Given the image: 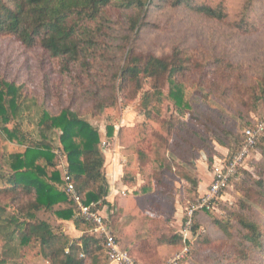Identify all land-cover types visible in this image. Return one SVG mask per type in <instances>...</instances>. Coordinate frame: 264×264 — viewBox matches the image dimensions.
<instances>
[{
    "label": "trees",
    "instance_id": "16d2710c",
    "mask_svg": "<svg viewBox=\"0 0 264 264\" xmlns=\"http://www.w3.org/2000/svg\"><path fill=\"white\" fill-rule=\"evenodd\" d=\"M154 2L0 0V38H13L27 50L39 49L48 58L52 73L61 76L58 82L56 79L51 82L53 89L49 88L50 78L46 76L42 93L30 90L27 84L17 85L0 76V142L6 141L16 147L9 153L0 148V166L5 168L0 174V264L25 263L31 257L42 258L48 264H109L102 240L89 233L91 225L79 216L76 205L60 187V157L53 139L56 131L67 156L72 182L84 204L112 209L108 224L113 230L112 220L117 209L107 200L109 186L103 139L86 115L96 116L106 108L117 106L121 99L125 101L141 95V107L147 120L157 121L161 118L162 89L166 84L176 110L183 114L193 109L189 102H184L183 82L190 74L201 70H204L202 82L209 85L210 90L217 92L224 86L222 94L225 97L234 98L239 94L246 106L250 102L255 105L264 102V72L253 81L246 75L242 63L231 64L224 57H214L203 63L177 47L162 57L140 52V33L147 25L149 7ZM253 2L248 0L243 19ZM167 3L177 9L191 10L210 22L223 23L228 19L221 4H195L192 0H168ZM220 73L224 74L221 82ZM147 86L150 88L146 90ZM249 127L253 126L243 128V139ZM106 130L107 138H112L114 127L107 126ZM228 134L234 137V143L242 142L237 134ZM224 147L229 151V160L235 148L229 144ZM260 147L264 156V139L257 146ZM138 154L142 161L148 159L145 152ZM185 164L194 168L191 162ZM176 167H182L175 174L179 173L178 176L191 186L195 203L199 199L198 178L183 172V166ZM172 168L165 163L160 166L161 171ZM150 178L148 181L152 183L142 190L154 194L157 180ZM123 181L128 182L126 175ZM161 184L159 179L158 185ZM253 184L257 190L247 189L245 196L251 199L255 193L260 201L257 205L264 209V180H256ZM241 206L253 208L244 201ZM205 213L200 212L201 215ZM54 218L59 220L57 224ZM236 220L249 245L244 249L251 254L264 252L260 223L242 215ZM64 221H72L83 235L69 238L62 230ZM216 226L228 232L222 222H216ZM115 236L121 249L128 251L139 264H144L141 251L146 245L135 243L127 249L123 240ZM181 243L182 237L173 233L162 236L157 246ZM16 258L19 260L13 261Z\"/></svg>",
    "mask_w": 264,
    "mask_h": 264
},
{
    "label": "rangeland",
    "instance_id": "374dc122",
    "mask_svg": "<svg viewBox=\"0 0 264 264\" xmlns=\"http://www.w3.org/2000/svg\"><path fill=\"white\" fill-rule=\"evenodd\" d=\"M167 1L155 0L149 7L147 25L138 41L140 52L162 57L177 47L203 63L214 57H224L231 64L242 63L246 67V75L252 80L264 72V0H254L245 19L248 0H192L195 4L223 5L228 15L223 23L210 22L191 10L172 7ZM203 71L190 74L183 82L184 102H189L193 108L183 114L176 110L175 100L166 84L162 89L161 118L157 121L147 120L141 107V95L125 101L121 99L117 106L106 108L96 116L86 115L103 139L105 172L106 165L114 164L116 160H120L122 166L120 181L123 188L111 199L117 209L112 220L113 231L127 249L135 243L146 245L141 251L144 264H170L178 257H183L180 264H264L263 251L251 254L244 249L249 245L244 241V232L236 220L242 215L257 221L264 235V209L257 205L259 197L255 193L251 199L245 196L247 189L257 190L254 181L264 180L261 147L250 150L240 162L237 176L230 182L223 198L216 201L214 209L203 210L205 215L200 214L202 210L196 212L195 215L200 214V217L197 219L195 216L193 231L188 236L184 231L186 215L197 201L193 203L191 186L178 176L179 173L175 174L182 168L176 166L181 165L183 172L196 176L199 196L204 194L213 181L214 165L227 161L229 151L224 146L229 144L235 148L229 160L237 157L243 147V128L257 126L264 119V102L258 105L250 102L246 106L239 94V99L238 96L235 99L225 97L222 94L224 86L217 92L210 90L209 85L202 82ZM223 75L220 73V82ZM0 76L17 85L27 84L37 93H42L46 76L50 83L61 78L52 73L48 58L39 49L27 50L10 37L0 38ZM48 86L53 89L54 83ZM149 88L145 87L146 90ZM86 107L90 110L89 106ZM107 126L114 127L112 138L106 136ZM29 128L32 131L33 126ZM228 132L237 134L242 142L234 143V137H228ZM53 139L58 148V169L62 179V168L68 165L67 156L59 141V132H55ZM0 148L6 153L16 150L15 145L6 141L0 142ZM139 151L146 153V161L140 159ZM186 162H191L194 168L186 166ZM164 163L171 168L173 165V171H161L160 166ZM4 172L5 168L0 166V174ZM124 175L128 177L126 184ZM149 177L155 182L157 180V188L152 191L154 194L142 190L149 186ZM159 179L162 180L161 185H158ZM242 201L253 208H242ZM102 212L110 223L112 209L106 206ZM55 218L53 222H59ZM65 222H62V230L73 238L75 232ZM216 222H222L228 232L217 227ZM173 233L182 237V246H157L162 236H172ZM186 246L188 252L184 253ZM16 260L19 259L13 261ZM20 264L48 263L42 258L31 257Z\"/></svg>",
    "mask_w": 264,
    "mask_h": 264
},
{
    "label": "built area",
    "instance_id": "2783aa9c",
    "mask_svg": "<svg viewBox=\"0 0 264 264\" xmlns=\"http://www.w3.org/2000/svg\"><path fill=\"white\" fill-rule=\"evenodd\" d=\"M264 139V119L257 126L247 128L244 131V142L238 156L231 160L221 161L213 167V181L204 194L199 196L197 203L192 205L186 215L185 229L187 236L193 231L195 214L198 211L214 209L216 201L223 198L224 192L229 188L230 182L237 176L241 161L250 150L257 148L260 141ZM225 162V163H224ZM61 189L76 205L79 216L91 225L90 234L102 240L106 255L110 263L114 264H139L135 258L126 250L121 249L114 231L110 228L107 218L104 216L99 204H84L81 195L76 190L68 165L62 168ZM185 236V239L186 237ZM188 247L184 253L188 252ZM183 257L175 258L170 264H180Z\"/></svg>",
    "mask_w": 264,
    "mask_h": 264
},
{
    "label": "crops",
    "instance_id": "0c3cea01",
    "mask_svg": "<svg viewBox=\"0 0 264 264\" xmlns=\"http://www.w3.org/2000/svg\"><path fill=\"white\" fill-rule=\"evenodd\" d=\"M106 176L108 178V186L109 187V195L107 200L111 203V199L114 198V195L120 191V189L122 190L123 186L121 184V176H122V166L120 164V160L114 163V164H107L106 165ZM110 196V197H109ZM66 226L69 224L70 225V229L72 228L73 231L75 232V236H73V238H77V237H81L83 235L82 231H79L75 228L74 224L72 221H67L65 222ZM114 264V263H111Z\"/></svg>",
    "mask_w": 264,
    "mask_h": 264
}]
</instances>
